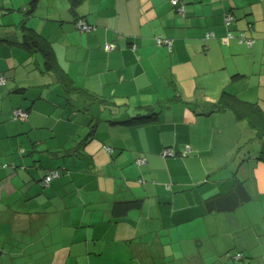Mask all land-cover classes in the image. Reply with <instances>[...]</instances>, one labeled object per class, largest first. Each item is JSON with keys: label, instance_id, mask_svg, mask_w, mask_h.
<instances>
[{"label": "crops", "instance_id": "crops-1", "mask_svg": "<svg viewBox=\"0 0 264 264\" xmlns=\"http://www.w3.org/2000/svg\"><path fill=\"white\" fill-rule=\"evenodd\" d=\"M30 1L0 0V264H264V162L250 155L261 139L232 112L202 115L192 105L226 88L264 109V0H38L27 16ZM76 18L95 29L79 31ZM22 20L50 43L58 70L44 71L41 56L18 45ZM67 80L128 109L83 112L86 99L65 100ZM15 107L27 121L12 119ZM87 113L103 118L74 155ZM183 145L187 157L160 155ZM139 155L146 162L136 168ZM19 165L35 176L61 172L40 192ZM240 182L247 202L206 209ZM127 199L140 207L114 218L113 201Z\"/></svg>", "mask_w": 264, "mask_h": 264}, {"label": "trees", "instance_id": "trees-1", "mask_svg": "<svg viewBox=\"0 0 264 264\" xmlns=\"http://www.w3.org/2000/svg\"><path fill=\"white\" fill-rule=\"evenodd\" d=\"M37 1L38 0H31L30 1L29 8L26 9V11L24 12V15L30 16L33 14V12L36 8V5H37ZM176 2H177V0H176ZM175 3H173V4H175ZM2 13H4V12L2 10H0V15ZM228 16H230V15H226L225 18ZM225 18H224V22L227 25L230 24L231 21L233 20V17L230 16L229 17L230 19L227 23ZM79 22L86 24L88 27H90L89 31H92L95 29V26L89 24L85 19L76 18L73 23L75 24V27L81 32H87L88 30H82L80 28ZM17 28L20 30V35H21V40H20V42H18V45H21L26 51H29L32 53H35V52L38 53L43 60L44 71L53 73L54 71L58 70L59 68L57 66V63L55 60V55H54V52L52 50L50 43L46 39H44L42 36H40V34L38 32H36V30H34L30 26L26 25L24 20L20 21L17 24ZM207 34H209V33H207ZM207 34L205 36H207ZM9 36H13V35H7L6 34V35H4L3 38L6 39ZM209 36H211V34H209L207 37H209ZM157 38H160L161 40L167 39V38H162V37H155V44H156ZM13 39H14V36H13V38H9L6 41L9 43H15ZM238 39L239 40L245 39V40L251 41V39L246 38L243 35V33L240 35V37ZM167 40H169V39H167ZM160 45H166V44H160ZM105 50H107V49L105 48ZM110 50H112V49H110ZM239 75L240 74H234L232 76V79H237L239 77ZM60 77H61V75H60ZM0 78H2L4 80V82L0 83V85H4L6 79L3 76H0ZM62 78H64L63 74H62ZM65 84H66V86L64 89L66 92V95H65L66 101H71V98L75 97V96H77V97L80 96L83 100L86 99L85 100L86 103H84V104L82 103L81 108H80V109H82L83 112L88 110V106H90V104L91 105L95 104L96 107L98 108V112H100V114H102V112L104 113L105 111L108 112L109 114H114L117 111H124L125 112L128 109L126 103L117 104V103H115V101H111L109 99H106V98H103L100 96L92 95L89 92H87V90L84 88L78 89L77 87L73 86L72 80H69V81L67 80ZM192 105H193L194 112L198 113V114L206 115L210 112L229 111V112H232L237 118L245 120L246 122H248V124L252 128H254L258 138L261 139L259 142L258 149H256V151H253V152L250 151V155L253 158H255L256 161L264 162V109H262L259 104L242 101L234 93H232V92L226 90V88H224V89H222L218 99L215 102L200 104V105L198 103H192ZM145 107H146V109H149V110L152 109V108H150L152 106H145ZM15 111L22 112V113H24L25 116L22 117L20 114L16 115ZM100 114H95L94 116L92 114H89V113L86 114L89 117L88 118L89 130L87 132L88 136L86 134V136H84L78 142V144H76L74 147H72L74 155L75 154H82V151L80 152L79 149L81 148V146H83L85 143H87V141L90 137L93 136V133L95 131V128H96L98 121L101 118H103V115L101 116ZM149 115H151V111H149L143 115L137 114L135 116H130V117H128V119L123 120L122 122H115V123L133 124V123L138 122L139 118L144 119L143 117H146ZM11 117L13 120H17L20 122L27 121L28 110L22 109L20 107L12 108ZM112 119L115 120L116 118L113 117ZM104 148L109 151V147L104 146ZM32 152H35L36 155L38 153L39 154L38 156H40L42 154L41 150L36 149V148L33 149ZM248 152H249V150H247V153ZM191 153H192V151L190 150L189 146L183 145L182 150H177V149L175 150L172 147H164V148H162L160 155L163 157L183 158V157L189 156ZM245 153H246V151H245ZM43 157L44 156L41 155L42 159H43ZM145 162H146L145 156L139 155L133 159L132 164L134 166H136V168H139ZM19 167H21V169L24 172L28 173L29 182H31V184H35L34 186H38L40 192H44L45 188H48L51 185V181L54 179H57L60 176V172H61L59 170V168H46L44 170L43 174L35 176V174L32 175L31 173H29L27 171V169L25 168V166L19 165ZM14 168H18V166L15 165ZM62 169H64L63 171H69L66 168H62ZM25 183H27V182H25ZM25 183L23 184V186H25ZM23 186L21 187V189H23ZM199 186H200V184H196V185L194 184V186H192L191 188L184 189L183 193L191 194ZM31 187L32 186H29L28 188L21 190L20 195H27L30 192L29 189ZM85 194H87L86 189H84L82 191V195L85 196ZM248 199H249V195H248L245 187L243 186V182H240L239 185L234 186L233 188L228 190L227 193L219 194V196L217 198H214L211 201H209L208 203H206V209L209 212H231V211L235 210L236 208L240 207L243 203L247 202ZM140 205H141L140 199L115 200L112 203L111 213H112L114 218L119 219V218H122L129 210L139 208ZM45 209H46V211L51 210L52 209L51 205H49ZM46 211H44V212L46 214H48L51 218L52 214H50V212H46ZM41 220L42 219H40V222H41ZM57 220L59 221L60 217L57 218ZM88 225L89 224L82 225V227H87ZM226 255H230L235 260L244 258L243 257L244 254L242 252H236L234 254H230V252H226Z\"/></svg>", "mask_w": 264, "mask_h": 264}, {"label": "built area", "instance_id": "built-area-1", "mask_svg": "<svg viewBox=\"0 0 264 264\" xmlns=\"http://www.w3.org/2000/svg\"><path fill=\"white\" fill-rule=\"evenodd\" d=\"M172 2L175 3L176 0H172ZM229 17H230V16H228V17L225 18V20H226L227 23H228V21H229V19H230ZM79 25H80V28H81L82 30H88V31L90 30V27H88L86 24H83V23H80V22H79ZM208 35H209V34H207V36H208ZM246 41H247L248 44L251 43L250 40H246ZM156 44H158V45H160V44H166V45L170 46V41L167 40V39L161 40L160 38H157V39H156ZM114 47H115V46L112 45V44H107V45L105 46V48H106L107 50L113 49ZM3 82H4V80H3L2 78H0V83H3ZM15 114H16V115H17V114H20L22 117L25 116L24 113L19 112V111H15Z\"/></svg>", "mask_w": 264, "mask_h": 264}, {"label": "rangeland", "instance_id": "rangeland-1", "mask_svg": "<svg viewBox=\"0 0 264 264\" xmlns=\"http://www.w3.org/2000/svg\"><path fill=\"white\" fill-rule=\"evenodd\" d=\"M241 41H242V40H241ZM243 41L248 45V43H247V41H246L245 39H244ZM90 106H91L92 108H96V105H95V104H92V105L90 104ZM91 110H93V109H91ZM247 141H248V139H247V140L244 139L242 142L245 143V142H247ZM232 145H233V144H232Z\"/></svg>", "mask_w": 264, "mask_h": 264}]
</instances>
